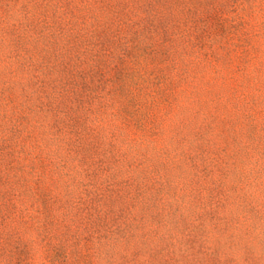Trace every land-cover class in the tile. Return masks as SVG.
<instances>
[{"label": "rangeland", "instance_id": "obj_1", "mask_svg": "<svg viewBox=\"0 0 264 264\" xmlns=\"http://www.w3.org/2000/svg\"><path fill=\"white\" fill-rule=\"evenodd\" d=\"M0 264H264V0H0Z\"/></svg>", "mask_w": 264, "mask_h": 264}]
</instances>
